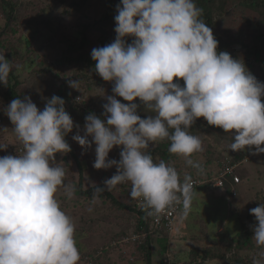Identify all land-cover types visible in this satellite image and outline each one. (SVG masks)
<instances>
[{"label":"clouds","instance_id":"clouds-1","mask_svg":"<svg viewBox=\"0 0 264 264\" xmlns=\"http://www.w3.org/2000/svg\"><path fill=\"white\" fill-rule=\"evenodd\" d=\"M116 12L115 40L91 51L94 71L113 85V95L102 89V117L87 115L83 135L56 95L42 110L29 96L5 109L22 154L0 157V264H79L76 225L57 195L61 189L74 195L64 163L56 161L72 151L66 137L74 127L72 139L82 149L95 145V169L116 168L104 189L95 188L93 202L98 193L130 184L131 198L157 214L182 204L187 215L197 190L190 176L181 180L171 162L154 157L151 145L167 141L169 154L202 172L193 157L204 151L203 141L190 129L203 118L230 136V151L264 153V82L242 58L218 50L195 0H121ZM12 71V61L0 54V84L7 85ZM79 85L68 80L70 88ZM141 109L151 114L141 118ZM117 147L119 161L109 160ZM250 214L258 249L252 264H264V203Z\"/></svg>","mask_w":264,"mask_h":264},{"label":"rangeland","instance_id":"rangeland-1","mask_svg":"<svg viewBox=\"0 0 264 264\" xmlns=\"http://www.w3.org/2000/svg\"><path fill=\"white\" fill-rule=\"evenodd\" d=\"M8 1L16 5V18L10 19L8 22V19L0 13V32L5 31V36L2 39L6 40V44L7 42L18 43L23 51L27 45L25 41L29 40L31 49L34 52H29L28 55L31 60H35V63H29L24 68L17 70L19 71L18 78L24 82L31 81L36 70L42 68L38 66L41 61L45 62V66H48L49 63L52 64L60 49L65 50L76 37L80 36L79 31L87 25L100 20L107 13L108 6L113 0ZM244 1L247 4L241 7H234L230 4L231 9L220 26L221 36L224 39H230L232 42H246L250 38L252 32L250 28L253 25L264 30V8H255L249 5L251 0ZM113 15L109 31L104 26H94L93 28L89 26L86 30L92 40L91 45L87 49L88 54L91 55L93 48L103 47L115 40L116 33L114 29L116 25H114V17L117 15L116 9ZM45 21H49L48 25L44 24ZM112 25H114L113 28ZM12 30L15 32H12ZM21 38L22 40H20ZM231 55L233 56L234 54L231 53ZM261 69H264V63L256 65L254 71L259 73ZM42 81L43 83H37L39 93L50 94V88L46 87L49 82L51 83L50 77L48 80L42 79ZM103 94V92H100L93 99L88 97L91 100L89 106L92 109L103 108V105L107 102L106 99L101 97ZM106 94L112 95L108 92ZM117 99L127 103L122 98L118 97ZM64 100L66 108L67 101L66 99ZM2 105V97L0 96V109ZM73 114L70 113L75 124L78 118L73 116ZM138 114L145 117L143 112H138ZM3 125L5 128L10 125V128L7 132H0V145H7L8 142H11L13 143L12 145L15 144L16 146H7L6 151H0V157L16 155L17 153L22 154V145L16 140L11 130L13 128L11 121L2 119L1 122L0 120V130L5 129ZM82 129L80 128L81 135H83ZM76 134L77 130L75 128L67 138L72 151L81 162L83 188L100 184L106 176L115 175V167L107 170H97L93 167L96 159L95 145L93 144L90 149H82L72 139V136ZM196 135L201 137L204 151L196 154L193 159L198 160L202 166L206 165L209 159L229 160L231 156L236 154V152L229 150L230 136L225 134L222 129L215 131L203 126L197 131ZM89 140H91V137H89ZM157 144L151 145L150 148L155 147ZM120 151V148H114L109 153L108 158L119 161ZM242 152L246 153V150ZM56 161L58 163L62 161L64 163L63 166L66 168L65 184L70 185L78 179V168L71 152L65 155L57 154ZM170 162L177 171L181 169L180 172L185 175L195 170L187 166L182 158L176 156ZM212 163V166L215 167L216 163L214 161ZM234 171L244 177L236 186L238 192H235L234 195L223 187H214L212 183L195 188L197 192L193 196L188 214H184V208L182 207V210L173 219L174 236L172 237L173 244L170 243V247L166 244L167 238L165 234L152 235V264H162L165 259H168L170 253L175 261L167 260V264L174 263L178 261L177 259H179L178 263H182L187 257L184 253L186 250H182V247L189 249L191 241H197L195 245L201 244L206 247L210 244L213 245L212 240H227L228 237L240 230L241 223L245 220V211L254 200L253 197L255 196L257 200L262 201L258 202L264 203V153L256 154L250 160L247 159L246 162L237 164ZM120 187L117 186L119 189ZM57 195L62 208L72 217L76 225V244L78 249L82 251L103 246L110 242L114 235L133 230L134 221L132 219L128 220L126 216H123L118 211L108 209L105 204H99L95 201L89 205L88 202L81 198H69L63 189ZM116 198L121 201L125 200L121 193L117 194ZM202 238L206 241L199 240ZM207 238L209 239L208 241ZM179 242L181 244L178 246L176 243ZM175 251L178 252L175 254ZM110 259L113 264H120L117 253H112ZM209 264H214V262ZM218 264L230 263L221 261Z\"/></svg>","mask_w":264,"mask_h":264},{"label":"trees","instance_id":"trees-1","mask_svg":"<svg viewBox=\"0 0 264 264\" xmlns=\"http://www.w3.org/2000/svg\"><path fill=\"white\" fill-rule=\"evenodd\" d=\"M195 3L198 7L203 9L202 19L209 27L212 28L214 37L218 41V50L226 51L229 54L233 53V58H242L246 67L256 77V79L260 82H264V69H261L259 73L254 71L256 65H262L264 63V30L253 25L252 28H250V30H252L250 38L246 42H232L230 39H224L220 32V26L222 22H224L227 13L231 9L230 4L234 7H241L245 6L247 3L244 0H195ZM118 4H121V0H113L110 2L107 13L100 20L87 25L81 31H79L80 36L76 37V39L72 41L65 50L60 49L52 64L49 63L48 66H45V62L41 61L38 66L42 68L36 70L31 81H24L25 83L18 78L19 71L17 70L19 68H24L25 65H28L29 63H35V60H31V57L28 55L29 52H33L31 49V43L29 40H26L25 42L27 45L23 51L20 45L16 42H7L6 44V40L2 39L5 36V31L0 32V54H4L5 58L9 61H12L13 64V71L8 77L7 85L5 86L0 84V96L2 97L3 102L2 108L0 109L1 122L2 119H8V117L5 115V109L8 104H10V102L14 99H23L24 96L31 97L32 101L41 110L44 108L46 100L50 99L53 95L66 99V111L69 114L74 113L73 116L78 118L75 124H78L80 128H84L85 117L90 113H94L98 117H102L103 108L97 110L92 109L89 106L91 100H89L88 97L93 99V97H96L98 93L103 92V90L113 95V85L103 81L102 78L99 77L94 71L95 62L92 60L91 55L87 52L92 40L88 33H86V30L89 28V26L90 28H93L94 26H104V28L107 30L111 28L110 22L112 21V17L114 16L113 14ZM249 5L255 8H264V0H251ZM15 11L16 5L11 4L8 0H0V13L6 19H8V22L10 19L16 18ZM48 23L49 21H45L44 24L48 25ZM114 25H112V28ZM12 32L15 31L12 30ZM20 40H22V38ZM128 43H131V38H128ZM49 77L51 83L48 81L49 83L46 85V87L50 88V94L45 95L44 93H39L37 83H43L42 79L48 80ZM69 79H76L80 81L78 90L68 86ZM180 83L181 86H183V81H180ZM262 102H264V99H262ZM137 103H139V101H137ZM139 112H143L145 117H141L146 118L147 113H145L142 109ZM203 126L206 128H211L215 131L220 130V128L209 126L207 122L201 118L196 121L195 125L192 129H190V131L193 135H196L197 131L203 128ZM3 128H5L4 125ZM9 128L10 125L7 127V129ZM67 137L66 140L68 142ZM12 144L13 143L8 142L7 146H16L15 144ZM168 147L169 144L167 141H165L158 143L155 147H151L149 150L154 157L159 156L166 162H170L175 158V156L169 154ZM251 150L255 149H246V153L236 152V154L231 156L229 160L213 158L209 159L207 161L208 163L202 166V172L198 173L197 170H192L188 172L187 176H190L191 179H203L207 182L206 184H208V181L213 177V175L220 172V170L224 167L230 168L236 164H239L240 161L243 160V158L246 157V154ZM71 155L78 168V179L70 184L74 186L75 189L74 195L72 197L81 198L90 205L93 202L95 188L104 189V182L110 179L112 176L105 177L104 174L105 178L100 184L83 188L81 162L73 151H71ZM251 158L252 157H250V159ZM108 159L111 160L110 158ZM213 161L216 163L215 167L212 166ZM180 170L178 173L180 174L181 180H183L184 176L186 175L180 172ZM234 177H237L238 180L235 181ZM242 178L244 177H241L235 171L234 174L226 175L223 178V188L234 195L235 192H238L236 186L242 181ZM119 186H121L120 189L117 188L113 189L112 191L105 190L104 192L98 193L97 199L95 201H97L99 204H105L110 210L118 211L123 216H126L128 220L132 219L134 221L133 231L121 232L118 235H114L112 240L103 246L87 249L85 251L79 249L81 257L80 264H113V261L110 259L112 253L118 254V260L120 261V264H152L151 237L152 235H159V233H157L152 227V218L148 213V208L144 207L143 205H138L139 200H134L131 198V185L125 184ZM119 193L125 197L124 201L116 198V195ZM253 199L254 200L249 204V207L245 211V220L242 221L241 228L237 233L231 235L225 241L212 240L211 242L213 245L210 244L206 247L201 244L195 245L197 241H191L192 243H190V248L184 252L185 256H187L186 259L182 263H178L179 259L176 257L178 261L174 263L171 262L170 264H209L211 262L218 264L221 261H228L230 264H252V258L258 249L254 240L251 238L253 234L251 231V226L254 225L256 221L255 217L250 214V209L257 207L258 204L262 202L261 200H257V197L255 196ZM131 233H146L147 237L140 244L131 242L125 244L119 242L122 237ZM173 236V234L170 236L166 235V244L169 245V247ZM199 240L206 241L204 238ZM208 240L209 239L207 238V241ZM176 253L177 251H175V254ZM172 258L173 256L170 253L168 255V259H165L163 263L167 264V260H174Z\"/></svg>","mask_w":264,"mask_h":264},{"label":"built area","instance_id":"built-area-1","mask_svg":"<svg viewBox=\"0 0 264 264\" xmlns=\"http://www.w3.org/2000/svg\"><path fill=\"white\" fill-rule=\"evenodd\" d=\"M264 146V145H262ZM255 150H251L246 154V157L243 158V160L240 161V163L245 162L247 159H250V157H253ZM237 164L232 167H224L220 170L217 174L213 175V177L208 181V183H212L214 187H223V178L228 174H234V170L236 168ZM234 180L237 181V177H234ZM194 189L197 186L204 185L207 182L203 179L198 178H192ZM138 205H143L140 201L138 202ZM183 205L182 204H176L173 205L161 213H154L151 209H147L148 213L151 215L152 218V227L153 229L159 233V234H165V235H171L173 233V219L175 215L182 210ZM147 237L146 233L136 234L131 233L127 236H124L120 239L119 242L121 243H142Z\"/></svg>","mask_w":264,"mask_h":264},{"label":"crops","instance_id":"crops-1","mask_svg":"<svg viewBox=\"0 0 264 264\" xmlns=\"http://www.w3.org/2000/svg\"><path fill=\"white\" fill-rule=\"evenodd\" d=\"M133 231V230H132ZM132 231H129V232H132ZM172 244H173V241L171 242ZM178 246L181 244V242H179V243H176ZM183 249L182 250H187L186 248H184V247H182ZM179 251V250H178ZM177 251V252H178ZM143 264V263H142Z\"/></svg>","mask_w":264,"mask_h":264}]
</instances>
